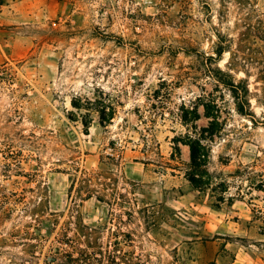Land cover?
<instances>
[{
    "label": "rangeland",
    "instance_id": "374dc122",
    "mask_svg": "<svg viewBox=\"0 0 264 264\" xmlns=\"http://www.w3.org/2000/svg\"><path fill=\"white\" fill-rule=\"evenodd\" d=\"M263 39L264 0H0V264H264Z\"/></svg>",
    "mask_w": 264,
    "mask_h": 264
},
{
    "label": "trees",
    "instance_id": "16d2710c",
    "mask_svg": "<svg viewBox=\"0 0 264 264\" xmlns=\"http://www.w3.org/2000/svg\"><path fill=\"white\" fill-rule=\"evenodd\" d=\"M264 40V39H263ZM227 49L226 46L220 45L219 51H218V58L210 57V67L213 68V64L217 63L219 61L222 53ZM234 64H242L243 66H247V61L250 62V57L245 56L242 57L241 55L234 54L233 56ZM264 67V61L262 63ZM231 66H233V62L231 63ZM225 79H218L219 82L224 85L232 94L234 98H238L239 95L242 92V98L246 105H249V88L248 85L243 83H239L242 87V91H239V86L236 85L235 81L231 78L232 76L229 73L224 74ZM264 79V75L262 77ZM74 107L81 109L82 107L77 105L76 103H73ZM104 107H110V105H104ZM112 112L110 117H101V124H106L110 120H112V116L114 115V108L110 107ZM239 112L242 115H249V113H246V111L243 110V108H239ZM192 114L194 115L195 120L198 118L196 110H193ZM208 117H211L208 113ZM86 127L90 126V123H84ZM219 123L216 120H212L209 122V126L206 129H203L201 131L202 139L199 140H190L187 145L190 147V160H191V167L194 171L200 172L206 174V167L208 163V157H209V150L203 146L202 140L205 138V135L208 134L209 138L213 137L216 132L218 131ZM107 179V177H104ZM189 181L194 186H201L200 179L196 178L194 173L188 174ZM104 187L108 188V183H102ZM99 200H105L104 196H98ZM84 237L89 241V237L87 235H84ZM90 242H88L86 248H76L73 247V250L70 252L63 253L58 258H54L52 262H58L57 264H144L141 258L134 252V251H124L121 247L118 245H114L111 248L107 249H92L90 247ZM57 257V256H56ZM59 260V261H57Z\"/></svg>",
    "mask_w": 264,
    "mask_h": 264
}]
</instances>
